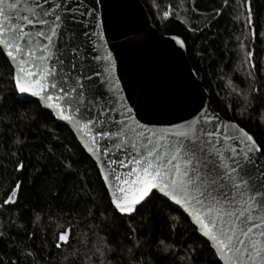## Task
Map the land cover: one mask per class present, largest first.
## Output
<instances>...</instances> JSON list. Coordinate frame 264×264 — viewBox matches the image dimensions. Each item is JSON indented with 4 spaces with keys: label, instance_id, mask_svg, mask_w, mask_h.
I'll return each mask as SVG.
<instances>
[{
    "label": "snow or ice",
    "instance_id": "1",
    "mask_svg": "<svg viewBox=\"0 0 264 264\" xmlns=\"http://www.w3.org/2000/svg\"><path fill=\"white\" fill-rule=\"evenodd\" d=\"M241 4L237 12L236 5L224 0V11L215 15L229 12L237 20L242 15L246 31L256 37L259 16L252 0ZM169 15L165 11L164 17ZM104 19V0H0V58L10 69L8 79L0 82L6 84L0 87V113L11 114L10 123L0 115V135L14 147L8 153L17 157L14 171L23 169L18 157L27 148L37 164L56 159L66 175H73L78 161L50 127L53 121L63 122L81 152L93 159L107 197V210H100L104 216L95 228L109 236L105 246L111 247L93 251V264H162L175 241L153 235L151 214L143 218L153 200L168 208L164 219L169 226L179 216L190 218L193 233L216 264H264V142L247 128L255 119L264 130V64L254 61L251 48L246 51L247 90L233 93L236 108L225 105L235 114L232 120L225 123L210 106L205 108L201 90L190 117L157 128L148 110L133 103L122 87ZM172 40L174 48L185 47ZM25 95L34 99L19 101ZM13 97L21 110L8 103ZM24 103L35 104V109H23ZM21 190L22 182L15 181L0 208L13 211ZM92 215H98L95 206ZM114 223L119 244L110 238ZM16 235L0 231V264H41L43 248L35 243L18 247ZM52 247L71 248V240L62 231ZM191 252L185 261L182 248L172 264H177L176 255L191 264L195 245Z\"/></svg>",
    "mask_w": 264,
    "mask_h": 264
},
{
    "label": "trees",
    "instance_id": "2",
    "mask_svg": "<svg viewBox=\"0 0 264 264\" xmlns=\"http://www.w3.org/2000/svg\"><path fill=\"white\" fill-rule=\"evenodd\" d=\"M140 1L147 8L149 3L152 4L154 13L157 14L150 15L161 32L184 40L189 60L210 93L213 108L225 119L232 120L235 114L228 111L225 105L231 103L233 108H236L233 93L247 90L249 81L245 77L249 69L243 63L246 51L251 48L254 61L264 64V0H252V10L259 16L256 37H251L246 31L242 15L239 20L229 12L219 17L215 15L217 11H224L220 8L224 0ZM230 3L236 5L233 11L242 10L241 0H230ZM165 11L171 13L167 18L164 17ZM9 71V66L0 58V82L8 79ZM261 73H264V69H261ZM0 87H6V84L0 83ZM18 99L24 101L21 97ZM16 100L17 98L13 97L8 103L21 110V104ZM23 109L33 110L35 104L24 103ZM0 115H4L5 123L11 122V114ZM50 127L55 128L54 136L66 146H70L69 152L73 160L78 161L74 174L66 175L65 171L58 167L56 159L47 162L41 160V168L36 162L33 150L27 148L18 157L19 161L23 162V169L15 172L14 162L17 157L8 155L9 152H14V147L0 135V201L5 198L15 181L22 182V190L18 192L19 203L15 209L5 212L0 208V231L15 232L17 235L13 239L18 247L32 243H35L37 248L42 247L41 264H73V261L77 264H93V251L101 246H104L106 251L111 247L105 246V240L109 239V236L97 232L95 228L104 216V212L100 210H107V197L97 178L93 161L85 152H81L69 128L56 121H53ZM247 128L250 132L259 134L264 142V130L258 126L255 119L247 122ZM3 131L10 134L7 129ZM94 206L98 212L97 216L92 215ZM150 214L153 235L167 236L169 242L172 239L175 241L171 253L162 264H172L173 256L182 248L187 261L192 255L193 245L198 252L192 257L191 264H216L217 258L207 247L200 244L189 220L179 216L176 222L169 226L164 219L169 216L168 208L159 200H153L147 205L143 218ZM140 219L138 216L137 221ZM112 228L110 238L119 244L115 223ZM69 229L70 231H67ZM62 231L65 235L68 233L66 239L70 238L71 248L62 247L57 251L52 244L56 235ZM122 231L121 229V234ZM33 233L36 236H33ZM12 259L15 260V257ZM175 259L177 264H184L180 256L176 255Z\"/></svg>",
    "mask_w": 264,
    "mask_h": 264
},
{
    "label": "water",
    "instance_id": "3",
    "mask_svg": "<svg viewBox=\"0 0 264 264\" xmlns=\"http://www.w3.org/2000/svg\"><path fill=\"white\" fill-rule=\"evenodd\" d=\"M104 2V27L107 43L118 59V78L123 80L122 87L127 89L133 103L139 101L148 110V118L153 120L152 126L166 127L172 122H180L182 117H190L201 99V90L205 108L210 106L221 121H230L213 108L210 93L194 70L181 37L161 32L154 24L148 8L140 0ZM173 37L181 40L185 47L174 48ZM129 41L132 42L131 45ZM190 74L195 75V82ZM20 97L24 101L34 99L27 95ZM175 101L181 103L170 106ZM154 110H158L160 115L152 117L151 112ZM58 123L64 125L63 122Z\"/></svg>",
    "mask_w": 264,
    "mask_h": 264
},
{
    "label": "rangeland",
    "instance_id": "4",
    "mask_svg": "<svg viewBox=\"0 0 264 264\" xmlns=\"http://www.w3.org/2000/svg\"><path fill=\"white\" fill-rule=\"evenodd\" d=\"M148 10H149V12H150L151 14H153V15H154V14H157V13H154L153 6H152V4H150V3H149V5H148ZM156 16H157V15H156ZM158 19H159V18H157V21H158Z\"/></svg>",
    "mask_w": 264,
    "mask_h": 264
}]
</instances>
